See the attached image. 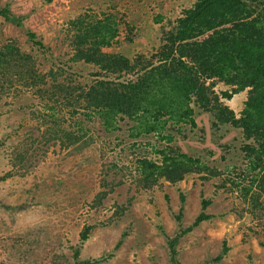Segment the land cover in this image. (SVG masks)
<instances>
[{
    "label": "trees",
    "instance_id": "1",
    "mask_svg": "<svg viewBox=\"0 0 264 264\" xmlns=\"http://www.w3.org/2000/svg\"><path fill=\"white\" fill-rule=\"evenodd\" d=\"M174 11L175 17H154L155 23L165 22L168 27L155 53L148 57L137 54L132 60L106 51L117 42L119 34L112 14L95 19L85 13L69 20V61L96 69L84 82L77 77L82 74L76 76L58 64L41 69L37 57L23 51L14 40L0 43V103L10 104L7 98L22 99L23 115L7 137L30 120L43 144L58 146L70 156L83 155L98 142L99 157L129 140L155 138L162 143L139 140L124 147L135 158L132 181L138 191L154 190L160 180L176 184L186 176H195L204 184L223 176L222 169L185 153L173 143L172 131L176 132L178 126H195L192 116L196 106L210 115L212 128L239 129L242 140L239 166L234 164L230 174L219 183L213 182L211 196L223 188L252 218L264 219V0H183L174 6ZM0 17L15 26H22L24 20L21 14L11 11L8 3L0 5ZM25 35L33 47L44 50L33 32L26 30ZM127 38L129 42L131 35ZM216 85L225 88L219 90V95L213 89ZM241 92L245 95L234 111L226 102ZM120 131L126 134H114ZM31 142L21 139L17 147L13 146L16 153L10 152L8 162L16 168L1 174L0 181L25 168L30 159L26 154L33 153L25 146ZM112 156L119 157L116 153ZM178 193L183 203L184 195L180 190ZM106 194L100 193L95 203ZM200 201L204 210L212 197H202ZM124 208L119 207L117 213L121 214ZM181 214L182 207L173 216L177 229L173 235H165L171 264H180L176 257L179 239L211 217L201 211L182 227ZM107 222L99 220L97 224ZM95 226H86L79 232L80 245ZM227 250L224 245L210 261L219 260ZM72 256V264H91L79 257V247ZM52 259L53 264H68L60 256Z\"/></svg>",
    "mask_w": 264,
    "mask_h": 264
},
{
    "label": "rangeland",
    "instance_id": "2",
    "mask_svg": "<svg viewBox=\"0 0 264 264\" xmlns=\"http://www.w3.org/2000/svg\"><path fill=\"white\" fill-rule=\"evenodd\" d=\"M182 1L0 0V5L8 3L13 13L24 17L22 26L0 17V43L14 40L23 51L37 57L41 69L58 64L76 76L82 74L77 77L84 82L96 69L83 62L69 61L72 54L66 31L69 20L85 13L95 19L112 14L119 34L117 42L106 51L118 52L132 60L137 54L148 57L155 53L168 27L165 22L155 23L154 17L159 14L175 17L174 6ZM26 30L35 34L44 50L33 47ZM213 89L219 95V90L225 88L216 85ZM244 95L245 92L233 95L226 103L237 111ZM5 100L10 104L0 103V175L16 168L8 160L10 152L16 153L13 148L21 139L33 140L31 147V143L25 146L33 149V153L26 154L30 159L23 170L19 168L0 181V264H53V256L72 264L76 247L79 257L90 260L91 264H171L165 235L171 236L177 229L173 216L181 207L182 227L189 225L201 211L211 217L179 239L176 257L180 264H264V219L252 218L241 209L235 196L223 188L211 196L213 182L219 183L230 174V167L240 164L239 129L231 126L214 129L210 115L193 106L195 126L187 123L178 126L176 132L172 131L173 143L185 153L222 169L224 175L204 184L195 176H186L176 184L160 180L154 190L138 191L132 181L135 158L124 147L141 139L129 140L102 157L98 154V142L83 155L67 156L58 146L43 144L30 120L7 137L18 126L23 113L22 99ZM141 141L162 143L155 138ZM115 153L118 158L112 156ZM20 171L25 172L19 174ZM178 190L184 195L183 203ZM104 191L106 196L95 203ZM202 197H212L204 210H201ZM2 204L13 208L6 209ZM122 206L125 208L121 214L117 213ZM107 218L111 221L107 222ZM99 220L107 224L98 225ZM95 224L88 239L80 245L79 232ZM224 245L228 247L226 254L210 261Z\"/></svg>",
    "mask_w": 264,
    "mask_h": 264
}]
</instances>
